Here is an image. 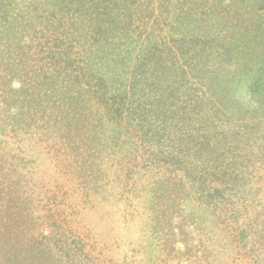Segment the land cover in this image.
<instances>
[{
    "label": "trees",
    "instance_id": "1",
    "mask_svg": "<svg viewBox=\"0 0 264 264\" xmlns=\"http://www.w3.org/2000/svg\"><path fill=\"white\" fill-rule=\"evenodd\" d=\"M131 156L238 226L232 198L264 181V0H0V264H47L58 198L133 185ZM262 215L230 234L252 255Z\"/></svg>",
    "mask_w": 264,
    "mask_h": 264
},
{
    "label": "rangeland",
    "instance_id": "2",
    "mask_svg": "<svg viewBox=\"0 0 264 264\" xmlns=\"http://www.w3.org/2000/svg\"><path fill=\"white\" fill-rule=\"evenodd\" d=\"M251 120L254 122V118ZM251 138L256 140L253 136ZM41 147L32 149L29 154L37 166L35 169L43 159L44 151L41 152ZM146 155L144 154V158ZM129 161L130 166H134L132 169L135 173L130 180L134 182L133 185L129 180L128 184L121 178H113L100 193L86 195L73 192L67 197L58 198L56 206L50 210L54 220L50 230L52 234L49 236L56 254L50 251L45 255L35 254V262L258 264L264 261V245L260 248L254 246L253 256L248 248L242 249V245L230 235L232 231L242 229L240 223L245 215L258 214L261 220L263 212L258 209V199L264 198V181L262 184L252 182L250 187L241 185L244 192L232 198L231 202L236 211L227 222L235 219L238 223L232 229V226L222 224L220 218L224 211L221 205L216 203L208 206L194 185L191 186L184 172L167 167L151 169L143 161H133V156ZM262 175L263 169L255 179L258 180ZM162 177L164 182L174 184L175 189L172 191L175 190L177 195H173L174 201L170 200L167 205L156 207L154 191L157 181ZM248 188L251 193L259 191L262 197L247 194ZM251 198L255 199V203L250 201ZM50 223L51 221L47 222V225ZM43 245L42 240V250ZM59 249L63 252H57ZM202 251L205 255H202Z\"/></svg>",
    "mask_w": 264,
    "mask_h": 264
}]
</instances>
